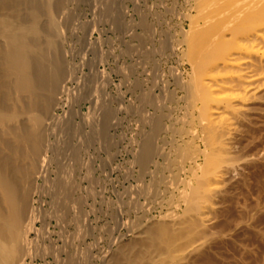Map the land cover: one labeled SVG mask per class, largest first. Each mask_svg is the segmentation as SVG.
I'll list each match as a JSON object with an SVG mask.
<instances>
[{"label": "bare ground", "instance_id": "6f19581e", "mask_svg": "<svg viewBox=\"0 0 264 264\" xmlns=\"http://www.w3.org/2000/svg\"><path fill=\"white\" fill-rule=\"evenodd\" d=\"M0 264H264V0H0Z\"/></svg>", "mask_w": 264, "mask_h": 264}, {"label": "rangeland", "instance_id": "374dc122", "mask_svg": "<svg viewBox=\"0 0 264 264\" xmlns=\"http://www.w3.org/2000/svg\"><path fill=\"white\" fill-rule=\"evenodd\" d=\"M151 1H153V0H151ZM155 1V0H154ZM170 3H171V0H170ZM117 53L119 54V53H121V50H120V48H119V50L117 51ZM174 66L175 65V62L174 61H172V62H170L169 64L167 63V66H165V68L167 67V70L169 69V66ZM176 66H177V64H176ZM171 81L172 82H174V80L173 79H171ZM150 84V86H154V84H156V83H158V85L159 86H161L162 84L161 83H159V82H157V80H155L153 77H151L150 78V82H149ZM161 91V90H160ZM159 90H157L156 91V93H158V94H161V92H160ZM110 92L113 94V95H115L116 96V90H114V88L112 89V90H110ZM122 114V113H121ZM121 114H119V113H117V118L119 119H116L118 122H121L122 120H120V118L122 119L123 118V115H121ZM131 117V116H130ZM130 117H129V119H130ZM128 119V120H129ZM116 121V123H115V127H114V130H113V132H114V134H115V138H116V142L118 143V147L119 148H122V147H124L125 145L126 146H128L130 143H131V141H130V138H131V134H130V131L133 129L132 128V125H133V127H136V124L135 123H131V121L129 122V124H128V122L127 121H125V123H123L124 124V126H123V124H121L120 125V123H118ZM133 121V120H132ZM117 126V127H116ZM131 127L132 129H128L127 127ZM123 127V128H122ZM127 128V129H126ZM125 131V133L127 132V134H125V135H123L124 133L122 132V131ZM124 136L125 137V141H123V139H121V136ZM122 136V137H123ZM121 141H120V140ZM119 140V141H118ZM123 141V142H122ZM130 141V142H129ZM122 142V143H121ZM122 146H121V145ZM128 144V145H127ZM125 146V147H126ZM104 157H106L107 158V155L106 154H104ZM131 157V155L130 154H126V152H122L121 154H120V152L118 151V153L116 154V156L114 157V163L119 167V165L121 166V164H122V166H126V168H127V163H126V158H127V160H129V158ZM119 164V165H118ZM119 170H120V172L118 171H116V173L114 174V176L116 177H114L115 178V180H116V184H117V187H118V189H119V192H121V193H117L116 195H115V200H117V202H119L118 200L121 198V194L125 191L124 189V187L125 186H127V187H130V182H131V184H133L134 186H136V184H137V182H136V180L134 179V178H131V177H129L127 174H129L128 173V169H121V168H118ZM127 173V174H126ZM103 179H104V176L102 177ZM129 181H128V180ZM124 180H126V181H124ZM135 180V181H134ZM102 184H103V182H102ZM123 184H125V185H123ZM104 185V184H103ZM118 195H120V197L118 196ZM118 197V198H117ZM124 219L125 220H127V217L125 216L124 217ZM114 225V224H113ZM122 233H124L125 232V230L124 229H122ZM105 241V240H104ZM104 241H103V243H104ZM105 244V245H104ZM104 244H102V247H103V245H104V247H107V245H108V242L107 241H105V243ZM103 247V248H104Z\"/></svg>", "mask_w": 264, "mask_h": 264}]
</instances>
